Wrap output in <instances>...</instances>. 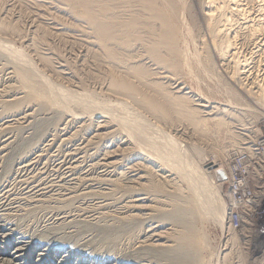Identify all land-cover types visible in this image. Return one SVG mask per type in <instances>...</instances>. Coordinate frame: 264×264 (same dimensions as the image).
<instances>
[{
    "label": "rangeland",
    "instance_id": "obj_1",
    "mask_svg": "<svg viewBox=\"0 0 264 264\" xmlns=\"http://www.w3.org/2000/svg\"><path fill=\"white\" fill-rule=\"evenodd\" d=\"M41 1H43V0H41ZM47 1H49V3L54 2L55 4H57L58 1H60V0H57V1L55 0L57 3L54 0H47ZM47 1L45 0V2H47ZM122 1L123 2L125 1V2L122 3ZM135 1H136V5L138 7L135 4H133ZM135 1L134 0H132V1H130V0H121V1L115 0L114 2H116V3L113 2L115 5H113L112 3H109V5L112 4L113 6L117 7V8L112 7V5L109 7V9L112 7L110 9V11L112 10L111 12H114L115 16L118 15V12H121V13H119L118 17H115L117 19L118 26L124 25V24L126 25V23H130L131 21H133V23H135L137 25V27L134 28L135 29L134 33H135V31L140 32V36H138V35L136 36L140 43H138V41L135 37L136 40L134 39L132 41V43L128 42L130 44L127 45V43H125L126 45H124L125 47L127 46L128 48L130 46L131 47L130 49H133V50H131L132 51L131 55L134 52L133 55L131 56L132 59H131L130 53H129L130 50L127 47L126 48L124 46L122 47L124 52L126 53L125 54L126 59H127V56L129 55L128 59L132 60L130 62H129V60H126V65L131 63L128 66H130V65L135 66L137 64H140V62H143L146 64L141 63L140 66L145 65L144 66V68H145L150 64L148 66V69L149 70L151 69L150 71H151L153 76H151L152 79L151 78H149V79L153 80V81L157 80L159 85L165 84L164 86H162V87H164L163 89H165V91L168 90L167 92L170 93V91H171V93H172L173 90L171 89V86L168 85V83H166V81H164V80L161 81L162 79H160L161 75L159 73H163L166 77H168V79H172V82H176L179 85H181L182 87L184 86L183 92H188V96H190V99L193 96L194 99L198 98V99L204 101L209 106H215V107L223 108V109L226 108V110L231 112L232 116H233L231 120L228 119L229 121L232 122V125H230V126H231V131L233 132V134L235 133V135L242 136L241 133L246 134L247 132H250L254 141L256 140V138L261 133L263 134V132H264V98L260 102L256 96H253L249 92H243V91H241V89H239V83H242L239 80L240 76L238 74H233V73H235L234 72L235 69H233V67H230L233 65H231V63L229 65L228 62L226 61V59L232 58L236 54H237L236 57L241 56L242 58L246 59L247 64L245 66V71H247V73L245 76H247V77L249 76V77L247 78L244 76V78H246V80H243V83L244 82L247 83L249 85V87H252L255 91L258 88V85H262V84L264 85V29H263L264 28V22L262 21V20H264V19H262L263 15H264V0H237L238 4H239L238 5L239 13H238V10L236 13L233 11L232 5H231L229 0H217V1L216 0H152V1L149 0L148 3L152 2L153 5L148 4L146 2L148 0H145V1L144 0L143 1L142 0H140V1L135 0ZM141 1L143 3H141ZM61 2L63 3V5L61 4L62 7L59 5H57V6L62 8V9H65L64 11L67 13H69L71 11V13H69L71 17L69 16V14L68 15L66 14V15L54 16V14H50L46 11L43 12V14L41 12L37 14V11L35 10L36 7L35 6L33 7V5H31V3H30L31 6H28L29 2H27L26 0H22L20 3H19V0H17V1L16 0H3V1L0 0V3H1L0 4V15H1L0 16L1 17L0 18V27H1L0 30L4 29V31H5V32L0 31V36H1L0 37V49H1L0 51L3 52L2 54H0L1 55L0 56V65H1L0 66V100H1L0 101V103H1L0 104V170H1L0 171V187L3 185H9L11 188L13 187V189L15 187V191L16 190L19 191L17 178L18 177L19 178L25 177V176H28L31 174H29L30 172L27 174H26V172L21 173V174L19 172L17 173V170L19 168L18 164L20 163V160L26 158V156L29 157L31 154H34L36 151L38 153H40V155L42 156L41 157L42 159H40L41 161H39V164H37L33 168V170L31 171L32 172L31 176H35V177L39 176V178H46V180H44V182H48L49 180H54L58 176H61V174H60L61 171L57 170L58 167H61V165H59V163L64 162V163H62V165H65L69 161L68 159L70 158V154L79 153V156L81 154L83 156V162H81L79 164L80 169L77 168V170H79V171H75L76 172L75 176H76V184L77 185H75V187L73 188L74 190L72 189L73 191L71 190L69 192V194H67L66 192H63V190L61 192H58V196L60 197V199L64 203L59 199V197H57V199L59 201L57 199L56 200L59 203L56 202V200H51V202L46 201L44 203H39L40 205L35 203L37 206L35 204L33 206H36V207H33V206L30 207L29 206L28 210L26 209L27 208L26 207L25 211L23 210L24 212L21 211V213L19 212L18 214L12 216L10 219L12 221H9L10 223H8L9 227L6 226L7 228L5 227L4 230H2L3 232L2 231L0 232V237L2 238V240H4L5 242H7V241L9 242V240L11 239L10 237H16V238L21 237L22 238L24 236L23 237L24 240L30 241L31 248H30L29 253H31V251H33V249L36 250V249H40L42 246L48 247L46 245H49L51 247V249L52 248L54 250L57 249L56 252H62L63 251L62 253L71 254L73 252L81 251V252H84L85 255H87V256L90 255L89 257H91V258L95 257L96 259H107L108 258L111 260V258L114 256H116V257L120 256L117 254V252H120L122 250L124 251V250H126V248L128 249L131 246V243L133 244L134 241L137 239V237L135 238V236L138 235L137 233L140 230L139 226L136 223H131V221H130V223H131V226H130L129 220H126L127 222L125 220H121L122 223L119 222L120 217L118 216V214H119L118 209H120V207H121V202L123 201V199H126L128 196H130L131 193H133V191H130V189L127 190V188H126L128 186L125 185V176L123 175V174H125V171L118 170V172H120L121 174H122V172H124L122 174L123 176H121L120 173L114 174V175L111 174L110 176H107L108 177L107 179H111V180L114 179L113 183L115 184V182H117L118 186H117V184L113 185V183H112V187L111 186L106 187V189L104 186H102V189H91V188L89 189V187H87V185H88V181L89 182L91 180L96 181L97 179L99 180V178L104 179V177H105L104 175L102 176V173H103L101 171L102 169L99 170V167L96 165L98 160L101 158V154L104 152L105 147L108 146L109 144H112V143L115 144L116 142L118 143L120 141H125L124 139H126L127 142H129V143L131 142L130 143L131 145L128 147L124 146L126 148L124 150H121V151H125V150H127V151L126 152L120 151L119 154H121V155H120V157L118 156V158H117V159H119L120 162H122L124 167L127 166V164H129L130 160H133V158L135 157V155L137 153H140V154L143 153V155L144 154L147 155V156L144 155L146 157L151 156L152 158H150V159H152L153 161L155 159V163L157 162L156 166L158 164L161 165V166H158V168L160 167V168L171 171V173L174 176V180L172 183H174V181L177 180L174 183L176 185H174V184L170 185V184H172L171 182L167 183L168 186L166 185L165 189L160 190L158 192H154L151 190L146 191L147 196L150 198L153 196L152 197L153 199L151 198V200H155V202L153 201L154 202L153 206L155 207V205L158 204L156 206L157 208H154L152 206V208L154 209V212L152 213L153 217H155L154 220H158L160 217V219L165 218L164 220L166 221V219H168L166 216H168V214L170 216V214L172 212H174L173 209H175L174 207H176L175 203L177 200H179L180 202L185 200V204H184V201L182 204L180 203V206L183 205V206H181V207H183V209L185 207H187V209H189L190 206L191 207L193 206L191 208L192 210H190V209L187 210L188 212L186 211V208L184 210L186 211V213L190 214V215H188V214L186 215L187 219H185V220H187L189 222V227L193 233L192 235L195 236V238L198 241L197 244H199V245H197L199 251H198V258H197L196 264H264V196L261 199L260 207L258 209V216L255 219L254 223L253 224H246L243 226V228H241L238 231L230 230L228 232L224 229V225H222V224L220 225V222H219L220 210L222 209L221 207H223L221 203H223L224 206H227V204H226L227 203L226 202L227 201V187H226V185L222 184L220 188H216V181L214 179L213 172H211L208 169L209 164H212V163L216 164L217 166L223 165L224 163H226L228 161V156L230 158V156L233 152L246 149L247 147H249V145L240 144L239 145V147H241L240 150H237L236 148H231V149H229V151L226 152V155L225 154L223 155V154H221L220 151L222 150V147L224 145H226V147L228 146V139L226 137L223 138V136H221L222 133H221V135H218L217 133H215V130L212 128H210L211 131L210 130L206 131L207 133L202 134V135H200L199 132L195 133V131H197V130H195L189 123L187 124V122L178 119L177 115L175 116L174 109L171 108V106L168 105L167 103H165L163 100L158 99L159 101H157V103L159 102V104H160V102H161L160 105L162 106V108H166V110L164 109V112L161 114H160V110L157 111L158 113L152 112V111H151L152 112L151 113V112H148L150 110L142 109V108L140 109L139 107H136L132 102L128 101L127 99L123 98L122 96L118 95L117 93H116L117 94L116 95L114 91L112 93V89L109 87L112 86V83L114 80H116V78H119V74H120V76H122L124 74L123 69H119V67L124 68L125 65H123V64L120 65V64H117L113 61L112 62L114 64L110 63V65H109V62H111V60H109L106 56L101 57V55H99L101 53H102V55H105V53H104V50L101 46V43L100 44L98 43V42H100L98 37L96 36L98 41L95 38V35H96L95 31H92L93 29L90 27V25L87 22H85L86 20L83 18L80 11H76L74 9L76 11V12L74 11L75 12V17H74V13H73V6L74 5L73 4L77 5L76 0H62V1H60V3ZM67 2H68V4H67ZM130 2L131 3L133 2V3L130 4ZM144 2H146L148 5ZM139 3H141V5L143 7ZM127 4L129 6L128 9H127ZM222 5H225V6H222ZM230 5H231V7H230ZM121 6H124V8ZM132 6H133V8H132ZM134 6L137 9H135ZM149 6H151L152 8H150V10H147V9H149ZM20 8H21V10H20ZM130 8L133 9L132 10L133 12L131 10H129ZM209 8L214 10L213 11L214 17H212V18L209 16L207 17V15L205 14V12H207ZM218 8H219V11H218ZM67 9H68V11H67ZM118 9H120V10L118 11ZM123 9H125V10L122 11ZM152 9H154V12L152 11ZM128 10H129V13L131 14V12H132L134 16L131 17L132 14L128 15ZM135 10H136V12H138L137 10H139V13H137V15H136ZM141 10L142 11L145 10L146 14H144L145 12L143 13ZM125 11H126V15H125ZM140 12H142V13H140ZM148 12H149V16L147 14ZM152 12H153V14L155 13V15H153ZM243 13H244V15H243ZM39 14L41 17L39 16ZM120 14H121V16H120ZM150 14H152V16ZM127 15L131 18L136 17V16L138 18L139 16H142V17L138 18V19H140V22L141 21L142 22L140 24L139 23L137 24V21H139L138 19L134 18L135 20L134 19L132 20L131 18H128ZM36 16H38V17H36ZM62 16H64V17H62ZM67 16H68V18H67ZM80 16H81V18H80ZM49 17H50V19H48ZM56 17L57 18L59 17L58 20L54 19ZM60 17H62V18H60ZM228 17H230V19ZM38 18H41L42 20H40ZM121 18H123V19L126 18V19L123 20ZM145 18H148V19L146 20ZM153 18H155V19H153ZM215 18H216L217 22H216ZM211 19H212V21H211ZM223 19H225V20H223ZM54 20H55V22H57V24H61V25H58L60 28L65 29V30H67L69 28L68 30H70V31L72 30L71 31V32H73L72 34H75V36H77L78 38L80 37L79 39H81V38L85 39L86 38L85 41L91 43V45L89 47H85L83 43H81L79 41L77 42L75 40L71 41V39L67 40V41H66V39L60 41L61 39L59 40L58 37L56 38V36H54L52 34V32L48 28H46L47 26H45L46 25L45 23H48V24L50 22L53 23ZM120 20H121V22H119ZM227 20L230 22H227ZM58 21L60 23H58ZM122 21L123 22L125 21L126 23H122ZM150 22L153 24L151 25ZM143 23L146 25H143ZM148 23L151 26L147 25ZM153 25H155V26L157 25V26L155 27ZM216 25L218 27H219V25H221V26L225 25L227 32H229V33H227L228 37H229L228 39L230 40L229 42L231 43L229 50H226L224 48V46H225L224 44L222 45L221 49L218 48V44H219L218 41H220L222 39L220 41V43H222V41H224L223 39H225L226 37L224 38L223 35H220L221 37L217 36L214 38L211 35V33L209 32V30H210L209 26L211 28L214 26L213 28H215ZM62 26H64V27H62ZM77 26H79V27L81 26V28H79ZM143 26L145 28H142ZM148 26H149V28H148ZM218 27H216V28H218ZM257 27L259 29L261 28L260 33H258V34L253 32V29H256ZM34 28H35V30H34ZM150 28H152V31ZM166 28H168L169 30H167V31L164 30ZM5 29L6 30L8 29V30L6 31ZM12 29H13V31H12ZM141 29H143V30L146 29L147 32H149V31L150 32L147 35L146 30L143 32ZM44 30H46V31H44ZM160 32L161 33L167 32V33H165L168 35V37L166 35V38L168 41L169 40L170 41L166 43L167 47L166 48L164 47L165 49L163 48L164 45L162 44L163 43L162 41H160V43L162 45L161 44H157V46L153 45L154 46V49H153L152 48L153 46H151L152 44L149 42H152L154 38L157 39V37H158L157 35ZM49 33H51L52 35ZM77 33H79V34H77ZM155 33H157V35H155ZM136 34L137 33H135V35ZM153 34L156 37L151 38L153 36ZM208 34H209V36H208ZM251 34L254 36H252ZM144 35L145 36L147 35V37L148 36L149 37L147 38ZM150 35H152V36H150ZM77 37H76V39H77ZM140 37L143 39H146V38L147 39L145 41L142 39L143 40V42H142V40L139 39ZM3 38L6 40H4ZM32 38H34V39H32ZM148 39L149 40L152 39V40H150L148 42ZM214 40H217V42H214ZM6 41H8V42H6ZM134 42H136L137 44ZM144 42L146 44H144ZM147 43H149V44H147ZM215 43H218V44L215 45ZM32 45H33V47L35 46L34 52L32 50L33 49ZM159 45H161V46H159ZM8 46H9V48H8ZM144 46H149V47L145 48ZM220 46H221V44H220ZM2 47L7 52L4 51L2 49ZM119 47L120 46H117L116 49L118 48V49L122 50V48L121 47L119 48ZM155 47H156V49H155ZM144 48H145V50H144ZM149 48L156 50L159 53V55L162 56L163 58H168L166 56L170 55L172 57V58L170 57V59H172L174 61V63L176 64V66H175L176 70L171 69L166 64L164 65V63H162V62H159V60L155 59L153 56H152L153 57L152 58L151 57V50L152 49L148 50ZM169 48L171 50H169ZM61 49L62 50L64 49V50L62 51ZM98 49H100L101 52ZM217 49H219V50H217ZM35 50H37L39 52H37ZM86 50H87V52H86ZM146 50H148V52ZM221 50H223V51H221ZM45 51H47V52H45ZM65 51H67V52H65ZM226 51L227 52L230 51V52H228V54H227ZM41 52L43 53L42 54L43 56L41 55ZM149 52H150V54H149ZM232 52L234 55L232 54ZM140 53L143 54L142 57H141ZM167 53H168V55H167ZM38 54L40 56H42V58L46 55L44 57V60L46 59L48 65L49 66L51 65L54 69L56 68L59 70L60 69L59 66L61 65V68H63L64 72L67 74L66 76L69 79L67 78L68 80L67 79L65 80L63 77L61 78L60 76L58 77L57 75H56L57 76L56 77L55 74L53 75V73L49 72L45 68L40 67L41 64H40L39 60L37 59ZM226 54L228 56H226ZM58 56H59V58H58ZM84 56H85V59H84ZM92 56H93V58H92ZM139 56L141 57V59ZM149 56L151 59L149 58ZM103 57H104V59H103ZM146 57H148V58H146ZM154 59L156 61H154ZM48 60H49V62H48ZM135 60H137V61H135ZM41 61H43V60H41ZM46 61H44V62H46ZM64 61H65V64H64ZM94 62H96V63H94ZM100 63H102V64H100ZM133 63H135V64H133ZM22 64H25V65H22ZM73 64H74V66H73ZM151 64H153L155 66H153ZM27 65H28V68L25 67ZM101 65H102V67H101ZM151 66L154 68H150ZM35 67H36V69H35ZM116 67H118V68H116ZM226 67H228V68H226ZM112 68H115V69L113 70ZM145 69H147V68H145ZM120 70H122V72ZM232 70H233V72H232ZM114 73H116V74H114ZM226 73H228V74H226ZM229 73H231V74H229ZM40 74H42V75H40ZM48 75H49V77H48ZM158 75H160V76H158ZM39 76H42L43 78L39 77ZM233 76H236V77L233 78ZM26 78H28V79H26ZM256 78H257V80H256ZM87 79H88V81H87ZM90 79H91V81H90ZM255 81L257 83H259L256 86H254L255 84L254 85L252 84V82H255ZM26 82L28 83V85L26 84ZM25 84H26V86H25ZM32 84H34V85H32ZM35 85H36V87H35ZM166 85H167V87H165ZM28 86H30V87L27 88ZM10 88H12V89H10ZM68 89H69V91H68ZM20 91H22V92H20ZM41 91H43V92L41 93ZM38 93H39V95H37ZM197 94H198V96H197ZM248 94H249V96H248ZM42 95L43 96L46 95L48 97H46V96L43 97ZM172 95L177 96L178 94L177 95L172 94ZM179 95H181V93ZM252 97H255L256 99L252 98ZM92 98H94V99H92ZM162 101H163V104H162ZM11 103H13V104H11ZM15 104H17V105H15ZM229 104H231V105H229ZM119 105H121V106H119ZM164 105L170 106V107H166ZM77 106L79 109L77 108ZM98 106H99V108H98ZM97 108H98L97 113H99V115L96 113ZM115 108H116V110H115ZM168 108H170V109L168 110ZM71 109H74V110H71ZM99 109H101V110L99 111ZM91 110L94 113H92ZM134 110H136V111H134ZM86 111H88V112H86ZM106 111H107V115H105ZM126 111H127V113H126ZM140 111H141V113H139ZM102 112H105V114L103 113L105 116L102 115ZM23 113H25V117H24ZM146 113H147V115H146ZM111 114L114 117L110 116V118H109V115H111ZM140 114L141 115L143 114V115L141 116ZM162 114H163V116H162ZM70 116L75 117V118L71 119ZM99 116L100 117L104 116L108 121H110L111 122L110 124L113 125V127H112L113 129L112 128L111 129L115 130V131H112L111 129H109V131L111 130L110 131L111 133L108 134V136H106L104 138L103 137L97 138L93 142L88 144L87 139L90 137L89 133L92 132V129L95 125L93 121H95V119H97ZM153 117H154V119H153ZM174 117H176V118H174ZM80 118L82 121H80ZM114 118L115 119L117 118V121ZM118 118H119V121L121 120L119 122L120 124L117 123ZM111 119H114L116 122L111 120ZM142 120H144V121H142ZM126 122H127V124H126ZM149 122H151V123H149ZM183 122H184V124H183ZM115 123H117L119 125H117ZM153 125L154 126L156 125V126L154 127ZM7 126H9V127H7ZM157 126H159V127H157ZM77 127H79V128H77ZM177 127H178V129H177ZM190 127H191V129H190ZM90 128H91V131H90ZM131 128H133V129H131ZM144 129H145V131H144ZM86 130H87V132H86ZM80 132H81V134H80ZM142 134H144V135H142ZM136 136L141 141L140 140L138 141V138ZM169 137H170V139H169ZM63 138L64 139L66 138V139L64 140ZM97 142H98V144H97ZM86 146L89 149H87ZM124 147H122V148H124ZM242 147H244V148H242ZM76 148L77 149L80 148V151L77 150ZM94 148H96V149H94ZM1 149L3 151H1ZM75 149H76V151H75ZM73 151H75V152H73ZM28 154H29V156H28ZM66 154H68V155H66ZM125 162L127 164H125ZM122 164H120V165L122 166ZM205 170L207 173L205 172ZM38 171L41 173V175H38V174L36 175V173ZM208 171H210V172H208ZM183 172H184V174H183ZM174 173H175V175H174ZM152 175H153L152 176L153 181L156 180V182H162V181H160L159 178H157V176L155 174H153V172H152ZM154 175H155V177H154ZM189 176L192 177V180L194 178L195 179L198 178L197 180H195V179L194 180L197 181L196 183H198V187L201 188L200 190H203L202 191L203 194L198 192L199 193V195L197 196L198 199L196 196H194L196 194L195 190H198V189H196L195 187H193L191 185L192 186V191H191L190 182L192 180L190 179ZM211 176L213 177V178H211L212 180H210ZM84 177H85V179H84ZM117 177H118V179H116ZM187 177L189 178V180ZM201 177H203L204 181L202 180ZM79 178H83V180H81V179L79 180ZM86 178L88 180L85 182ZM119 178L121 179L120 181H119ZM123 178H124V180H123ZM89 179H91V180H89ZM15 181L17 184L15 183ZM200 183H201V185H200ZM191 184H192V182H191ZM83 185H84V187H83ZM60 186L63 187V189L68 188L66 186H62V185H60ZM113 186L116 188L118 187L120 194L117 192L118 190L115 192L112 191V190L116 189ZM108 188L110 190L111 189L112 190L109 192ZM96 190H97V192H96ZM90 191H92L93 194ZM149 191H151V192H149ZM161 191H162V193H161ZM100 192H102L101 193L102 195L97 194ZM112 192H114L116 196L112 195V194H114ZM128 192L130 194H128ZM220 192H221V197H220ZM87 193L89 196L87 195ZM105 193H107V194L105 195ZM123 193L126 195V196H124L125 198L122 196ZM148 193H149V195H148ZM61 194H64V195L62 196ZM83 194H86V195H83ZM103 194H104V196H103ZM192 194H194V195H192ZM201 194H202V197H201ZM69 195H71V196H69ZM117 195H119V197L121 195V197H123V198H121V197L119 198ZM203 195H207V196H203ZM106 196H109V197H106ZM66 197H67V199H66ZM71 197H74V198L72 199ZM101 197L104 198V200H102ZM193 198H195V199H193ZM68 199L71 201H69ZM118 199H120V200L122 199V200L118 201ZM162 200H165V201H162ZM193 200H195L196 202L199 201L201 204L198 205L197 204L198 202L196 203ZM221 201H223V202H221ZM73 202H75V203H73ZM102 202L104 205L102 204ZM160 202H162V203L160 204ZM190 202L192 203V205ZM193 202L195 204H193ZM48 203H50V204H48ZM114 203H115V205H114ZM42 204H44V206ZM202 204H203V206H202ZM69 205H70V207H69ZM195 205H197L199 207L202 206V207H200L201 208L200 209L199 207H197ZM96 206H98V208ZM103 206H105V207H103ZM158 207H159V211L155 210V209H158ZM168 207H170V208H168ZM225 210H227V209H225ZM114 211L116 213H114ZM161 211H162V213H161ZM62 212H65V213L70 212L71 214L70 213L69 214L71 216L73 214L72 217H73L74 221L70 222V224L67 223L68 226H67V224L62 225L60 223L57 224L54 221H52V222L50 221V218L52 215L62 213ZM86 212L88 213V215ZM76 213H77V215H76ZM83 213H85V214H83ZM154 213H156V215ZM224 213H226V212H224ZM173 214L174 213H172L171 215H173ZM84 216L85 217L89 216V217L85 219ZM98 216L100 219L98 218ZM218 216H219V218H217ZM225 217H226L225 221H228L227 216H225ZM75 219H76V221H75ZM77 219L79 221H77ZM81 219L83 222L81 221ZM172 221L174 223L170 221L169 223H171V225L169 226V228L170 229L172 228V230L176 229L177 231H179L177 229L178 228V226H177L178 222L175 220H172ZM228 225H229V222H228ZM49 228H51V229H49ZM136 228H137V230H136ZM174 230H173V232H174ZM173 232L171 231L170 233L173 234ZM10 233H12V234H10ZM21 234L22 235L24 234V235L22 236ZM13 235H16V236H13ZM172 238H173V236H172ZM12 256L15 259H17L16 254H12ZM130 259L133 260L132 258H129L126 260L129 261ZM19 263L23 264L24 261H21Z\"/></svg>",
    "mask_w": 264,
    "mask_h": 264
},
{
    "label": "bare ground",
    "instance_id": "obj_2",
    "mask_svg": "<svg viewBox=\"0 0 264 264\" xmlns=\"http://www.w3.org/2000/svg\"><path fill=\"white\" fill-rule=\"evenodd\" d=\"M3 1V0H2ZM17 1V0H16ZM22 1V0H21ZM20 0H19V3L21 2ZM27 2H29V4H28V6H31V5H33V7L35 6L36 8H35V10L37 11V14L38 13H42L43 14V12H48V13H50V14H54V16H60V15H68L69 13H71V11L69 12V13H67V12H65L64 10L65 9H62V8H60V7H58L57 5H59V6H61V4L63 5V3L61 2L60 3V1H62V0H60V1H58V3L57 4H55L54 2V4L53 3H49V1H47V2H45V0H43V1H41V0H26ZM115 0H76V2H77V5L76 4H73L74 6H73V13H74V17H75V12L76 11H80V13L82 14V16H83V18L86 20L85 22H87L89 25H90V27L93 29L92 31H95V33H96V35H95V38H96V36L98 37V39H99V41L100 42H98L99 44L101 43V46H102V48H103V50H104V53H105V55H102V53L101 54H99V55H101V57L102 56H106L109 60H111V62H109V65H110V63L112 64L113 62H115V63H117V64H120V65H125V67L124 68H120L119 67V69H123V75L122 76H120V74H119V78H116V80H112L113 81V83H112V86H110L109 88H111L112 89V93H113V91L115 92V94L117 93L118 95H120V96H122L123 98H125V99H127L128 101H130V102H132L136 107H139L140 109L142 108V109H147V110H150V111H148V112H157L158 110H160V114L161 113H163L164 112V109L166 110V108H162V106L160 105L161 104V102H160V104H159V102L157 103V101H159L158 99H160V100H163L165 103H167L168 105H170L171 106V108H173L174 109V112H175V116L177 115V117H178V119H180V120H182V121H185V122H187V124L189 123L195 130H197V131H195L194 129V131H195V133H200V135H202V134H205V133H207L206 131H209L210 130V128H212V129H214L215 130V133H217L218 135H221V133H222V135L221 136H223V138L224 137H226L227 139H228V146L226 147V145H224L223 147H222V150L220 151L221 152V154H225L226 155V152L227 151H229V149H231V148H236L237 150H240L241 149V147H239V145L240 144H246V145H249V147H251L252 145H253V143H254V139H253V137H252V135L250 134V132H247L246 134H242L241 133V135L242 136H238V135H235V133L233 134V132L231 131V126L230 125H232V122L231 121H229V120H231L232 119V113L231 112H229L228 110H226V108L225 109H223V108H218V107H215V106H209V105H207L204 101H202V100H200V99H198V98H196V99H194L193 98V96H192V98L190 99V96H188V92H183V90H184V86L182 87L181 85H179L178 83H176V82H172V79H168V77H166L163 73H159L160 75H161V77H160V79H162L161 81H166V83H168V85H170L171 86V89L173 90L172 91V93H171V91H170V93L169 92H167V91H165V89H163L164 87H162V86H164V85H159V83H158V81L156 82V81H153V80H150L149 78H151V76H153L152 75V73H151V69L149 70L148 69V66L150 65H146L147 67H145V68H147V69H145L144 68V66H140L141 65V63H143V62H140V64H137V65H135V66H128L129 64H131V63H127L128 65H126V60H129V62L130 61H132V60H130V59H128L129 57V55L127 56V59H126V53L124 52V50H123V46L124 45H126L125 43H127V45L128 44H130V43H128V42H131L132 43V41L135 39V37L138 35V36H140V32L138 33V32H136L135 31V33H137L136 35H135V33H134V28H136L137 27V25L135 24V23H133V21H131L130 23H126L125 21L123 22L122 21V23H126V25L124 24V25H120V26H118V24H117V19L115 18V17H118V15H119V13H121V12H118V15L117 16H115V13L114 12H111L110 11V9L112 8V7H115V6H113V5H115L114 3H116V2H114ZM121 1V0H120ZM130 1H132V0H130ZM135 1V0H134ZM140 1V0H139ZM138 1V2H139ZM143 1V0H142ZM141 1V3H143ZM145 1V0H144ZM152 1V0H151ZM217 1V0H216ZM230 1V3H231V5H232V9H233V11L236 13L237 12V10H238V1L237 0H229ZM25 2V1H24ZM23 2V3H24ZM114 2V3H113ZM118 2V1H117ZM125 2V1H124ZM123 1H122V3H124ZM137 2V3H138ZM147 3L149 2V0L148 1H146ZM146 2H144V3H146ZM210 2V1H209ZM221 2V1H220ZM18 3V2H17ZM30 3H31V5H30ZM109 3H112L111 5H112V7L109 9V7L111 6V5H109ZM128 3V2H127ZM133 3V2H132ZM131 2H130V4H132ZM141 3H139L140 5H141ZM146 3V4H147ZM1 4V3H0ZM22 4V3H21ZM67 4H68V2H67ZM66 4V5H67ZM119 4V3H118ZM117 4V5H118ZM129 4V5H130ZM133 4H135L136 5V1L133 3ZM148 4H152V2L151 3H148ZM147 4V5H148ZM213 4V3H212ZM5 5V4H4ZM19 5V4H18ZM27 5V4H26ZM37 5V6H36ZM65 5V4H64ZM70 5V4H69ZM116 5V6H117ZM121 5V4H120ZM153 5V4H152ZM231 5H230V7H231ZM2 6V5H1ZM72 6V5H71ZM70 6V7H71ZM137 6V5H136ZM142 6V5H141ZM146 6V5H145ZM222 6H225V5H222ZM14 7V6H13ZM62 7V6H61ZM65 7V6H64ZM121 7H123L124 8V6H121ZM138 7V6H137ZM143 7V6H142ZM141 7V8H142ZM30 8V7H29ZM115 8H117V7H115ZM126 8V7H125ZM129 8V6H128V4H127V9ZM132 8H133V6H132ZM134 8H135V6H134ZM150 8H152L151 6H149V9H147V10H150ZM71 9V8H70ZM69 9V10H70ZM76 11H75V10ZM135 9H137V8H135ZM143 9V8H142ZM226 9V8H225ZM20 10H21V8H20ZM115 10V9H114ZM120 9H118V11H119ZM125 9H123L122 11H124ZM129 10H133V9H129ZM129 10H128V15H131V17L132 16H134L133 15V11L131 12V14L129 13ZM230 10V9H229ZM33 11V10H32ZM67 11H68V9H67ZM75 11V12H74ZM138 12H136V10H135V12H136V15H137V13H139V10H137ZM142 11V10H141ZM152 11L154 12V9H152ZM213 11L214 10H212V9H208V11L207 12H205V14L207 15V17L209 16V17H214V13H213ZM218 11H219V8H218ZM222 11V10H221ZM232 11V10H231ZM116 12V11H115ZM143 13L145 12V10L144 11H142ZM142 12H140V13H142ZM153 12H152V14H153ZM262 12V11H261ZM3 13V12H2ZM9 13V12H8ZM72 13V14H73ZM117 13V12H116ZM238 13H239V10H238ZM28 14V13H27ZM71 14V15H72ZM124 14V13H123ZM144 14H146V12L144 13ZM143 14V15H144ZM148 14V16H149V12L147 13ZM152 14H150L151 16H152ZM216 14V13H215ZM219 14V13H218ZM260 14V13H259ZM22 15V14H21ZM49 15V14H48ZM77 15V14H76ZM125 15H126V11H125ZM127 15V16H128ZM153 15H155V13L153 14ZM226 15V14H225ZM242 15V14H241ZM243 15H244V13H243ZM1 16V15H0ZM11 16V15H10ZM30 16V15H29ZM39 16H40V14H39ZM69 16H70V14H69ZM73 16V15H72ZM120 16H121V14H120ZM119 16V17H120ZM145 16V15H144ZM147 16V15H146ZM4 17V16H3ZM21 17V16H20ZM35 17V16H34ZM36 17H38V16H36ZM41 17V16H40ZM62 17H64V16H62ZM62 17H60V18H62ZM66 17V16H65ZM71 17V16H70ZM69 17V18H70ZM131 17H129L128 16V18H131ZM140 17H142V16H139L138 18H140ZM154 17V16H153ZM156 17V16H155ZM223 17V16H222ZM1 18V17H0ZM13 18V17H12ZM59 18V17H58ZM58 18L56 17V18H54L55 20L57 19L58 20ZM67 18H68V16H67ZM80 18H81V16H80ZM79 18V19H80ZM127 18V19H128ZM134 18H136V19H138L137 18V16L136 17H133V18H131L132 20L134 19ZM144 18V17H143ZM149 18V17H148ZM148 18H145L146 20L148 19ZM226 18V17H225ZM229 19H230V17H228ZM38 19H40V20H42L41 18H38ZM48 19H50V17L48 18ZM71 19V18H70ZM121 19H123V18H121ZM126 19V18H125ZM125 19H123V20H125ZM130 19V20H131ZM142 19V18H141ZM153 19H155V18H153ZM161 19V18H160ZM252 19V18H251ZM262 19H264V15H263V17H262ZM53 20V19H52ZM55 20H54V22L53 23H45L46 25L45 26H47L46 28H48L51 32H52V34L54 35V36H56V38L58 37L59 38V40L60 41H62V40H64V39H66V41L67 40H70L71 39V41L72 40H75V41H79V42H81V43H83L84 44V46L85 47H89L90 45H91V43H89V42H87V41H85V39H79L77 36H75V34H72L73 32H71L70 30H65V29H62V28H60L58 25H61V24H57V22H55ZM119 20V19H118ZM135 20V19H134ZM139 21H137V24L139 23H141L140 22V19H138ZM144 20V19H143ZM214 20V19H213ZM215 20H216V18H215ZM221 20V19H220ZM223 20H225V19H223ZM4 21V20H3ZM11 21V20H10ZM9 21V22H10ZM33 21V20H32ZM47 21V20H46ZM127 21V20H126ZM164 21V20H163ZM211 21H212V19H211ZM263 22H264V20H262ZM8 22V21H7ZM48 22V21H47ZM119 22H121V20L119 21ZM118 22V23H119ZM145 22V21H144ZM148 22V21H147ZM216 22H217V20H216ZM220 22V21H219ZM227 22H230V21H228L227 20ZM43 23V22H42ZM58 23H60L59 21H58ZM62 23V22H61ZM64 23V22H63ZM221 23V22H220ZM219 23V24H220ZM25 24V23H24ZM34 24V23H33ZM32 24V25H33ZM120 24V23H119ZM128 24V25H127ZM150 24L152 25L153 23H151L150 22ZM149 23L147 24V25H149V26H151ZM162 24V23H161ZM244 24V23H243ZM2 25V24H1ZM6 25V24H5ZM68 25V24H67ZM143 25H146V24H144L143 23ZM260 25V24H259ZM262 25V24H261ZM38 26V25H37ZM142 26V25H141ZM149 26H148V28H149ZM153 26H155V25H153ZM157 26V25H156ZM155 26V27H156ZM19 27V26H18ZM44 27V26H43ZM62 27H64V26H62ZM77 27H79V26H77ZM154 27V28H155ZM214 27V26H213ZM211 28L210 26H209V28H210V30H209V32L211 33V35L215 38V37H217V36H220V35H223V37L225 38V39H223L224 41H222V43H220V41L222 40H220V41H218V43H215V45H217L218 44V48H220L221 49V47H222V45L224 44L225 46H224V48L226 49V50H229V48H230V46H231V43L229 42L230 40L228 39L229 37H228V34L227 33H229V32H227V29L225 28V25H219V27L216 25V27H218V28ZM246 27V26H245ZM260 27V26H259ZM1 28V27H0ZM17 28V27H16ZM45 28V29H46ZM79 28H81V26L79 27ZM85 28V27H84ZM83 28V29H84ZM89 28V27H88ZM142 28H145L144 26L142 27ZM153 28V27H152ZM152 28H150L151 29V31H152ZM164 28V27H163ZM258 28V27H257ZM253 29V32L254 33H260V30H261V28L259 29ZM38 29V28H37ZM78 29V28H77ZM139 29V28H138ZM147 29V28H146ZM145 29V30H146ZM230 29V28H229ZM264 29V28H263ZM6 30V29H5ZM8 30V29H7ZM6 30V31H7ZM34 30H35V28H34ZM75 30V29H74ZM87 30V29H86ZM143 32L145 31V30H143V29H141ZM154 30V29H153ZM164 30H169L168 28H166V29H164ZM252 30V29H251ZM1 32H5L4 31V29L3 30H0ZM12 31H13V29H12ZM28 31V30H27ZM44 31H46V30H44ZM156 31V30H155ZM173 31V30H172ZM9 32V31H8ZM36 32V31H35ZM42 32V31H41ZM82 32V31H81ZM146 32H147V30H146ZM150 32V31H149ZM149 32H147L146 34L148 35L149 34ZM169 32V31H168ZM251 32V31H250ZM262 32V31H261ZM10 33V32H9ZM16 33V32H15ZM46 33V32H45ZM142 33V32H141ZM161 33V32H160ZM159 33V34H160ZM165 33H167V32H163V33H161L160 35L158 34L157 35V33H155V35H157L158 37H157V39H155L154 37H156V36H154V34H153V36L152 35H150V36H152L151 38H154L153 39V41L152 42H149L150 40H152V39H148V42L149 43H151L150 45L151 46H153V45H156L157 46V44H161L160 43V41H162L163 43V48L165 47H167V45H166V43L167 42H169L168 40H167V38H166V35L167 34H165ZM13 34V33H12ZM20 34V33H19ZM31 34V33H30ZM49 34H51V33H49ZM51 34V35H52ZM77 34H79V33H77ZM151 34V33H150ZM18 35V34H17ZM94 35V34H93ZM142 35V34H141ZM147 35L145 36V37H147ZM252 35V34H251ZM40 36V35H39ZM50 36V35H49ZM48 36V37H49ZM74 36V37H73ZM208 36H209V34H208ZM252 36H254V35H252ZM256 36V35H255ZM1 37V36H0ZM38 37V36H37ZM46 37V36H45ZM76 37H77V39H76ZM83 37V36H82ZM87 37V36H86ZM143 37V36H142ZM149 37V36H148ZM147 37V38H148ZM167 37H168V35H167ZM170 37V36H169ZM221 37V36H220ZM235 37V36H234ZM36 38V37H35ZM42 38V37H41ZM91 38V37H90ZM146 38V39H147ZM250 38V37H249ZM253 38V37H252ZM4 39V38H3ZM32 39H34V38H32ZM39 39V38H38ZM136 39H137V41H138V38L136 37ZM135 39V40H136ZM139 39H143V38H139ZM146 39H143L144 41L146 40ZM206 39V38H205ZM233 39V38H232ZM4 40H6V39H4ZM23 40V39H22ZM55 40V39H54ZM94 40V39H93ZM96 40H97V38H96ZM143 40H142V42H143ZM28 41V40H27ZM32 41V40H31ZM90 41V40H89ZM95 41V40H94ZM98 41V40H97ZM6 42H8V41H6ZM5 42V43H6ZM69 42V41H68ZM147 42V41H146ZM214 42H217V40H214ZM3 43V42H2ZM51 43V42H50ZM74 43V42H73ZM72 43V44H73ZM80 43V44H81ZM113 43V44H112ZM134 43H136V42H134ZM138 43H140L139 41H138ZM149 43H147V44H149ZM28 44V43H27ZM54 44V43H53ZM63 44V43H62ZM71 44V43H70ZM78 44V43H77ZM112 44V45H111ZM137 44V43H136ZM144 44H146L145 42H144ZM161 44V45H162ZM171 44V43H170ZM220 44H221V46H220ZM75 45V44H74ZM93 45V44H92ZM133 45V44H132ZM135 45V44H134ZM142 45V44H141ZM161 45H159V46H161ZM214 45V44H213ZM42 46V45H41ZM40 46V47H41ZM53 46V45H52ZM77 46V45H76ZM82 46V45H81ZM99 46V45H98ZM112 46V47H111ZM117 46H120L121 48H122V50L121 49H116V47ZM143 46V45H142ZM150 46V47H151ZM170 46V45H169ZM220 46V47H219ZM55 47V46H54ZM119 47V48H120ZM125 47V46H124ZM127 47V46H126ZM125 47V48H126ZM134 47V46H133ZM145 48L147 47H149V46H144ZM5 48V47H4ZM8 48H9V46H8ZM33 48V49H32ZM32 50H33V52H34V49H35V46L33 47V45H32ZM42 48V47H41ZM91 48V47H90ZM93 48V47H92ZM128 48V47H127ZM131 47L129 46V53H130V57L133 55V53H132V55H131V50H133V49H130ZM138 48V47H137ZM145 48H144V50H145ZM153 49H154V46L152 47ZM152 48H149L148 50H150V49H152ZM164 48V49H165ZM217 48V47H216ZM2 49H3V47H2ZM46 49V48H45ZM51 49V48H50ZM59 49V48H58ZM57 49V50H58ZM151 50V57L153 56L155 59H158L159 60V62H162V63H164V65L166 64L168 67H170L171 69H174V70H176L175 68V66H176V64L174 63V61L172 60V59H170V55H168V53H167V55L168 56H166V57H168V58H163L162 56H160L159 55V53L156 51V50ZM155 49H156V47H155ZM158 49V48H157ZM1 50V49H0ZM4 51H6L5 49H3ZM39 50V49H38ZM62 50V49H61ZM64 50V49H63ZM62 50V51H63ZM73 50V49H72ZM81 50V49H80ZM89 50V49H88ZM97 50V49H96ZM100 52H101V50L100 49H98ZM140 50V49H139ZM142 50V49H141ZM148 50H146L147 52H148ZM169 50H171L170 48H169ZM217 50H219V49H217ZM216 50V51H217ZM231 50V49H230ZM35 51H37V50H35ZM68 51V50H67ZM67 51H65V52H67ZM82 51V50H81ZM95 51V50H94ZM136 51V50H135ZM160 51V50H159ZM168 51V50H167ZM221 51H223V50H221ZM225 51V50H224ZM7 52V51H6ZM5 52V53H6ZM37 52H39V51H37ZM36 52V53H37ZM45 52H47V51H45ZM61 52V51H60ZM64 52V53H65ZM86 52H87V50H86ZM97 52V51H96ZM99 52V53H100ZM127 52V51H126ZM145 52V51H144ZM173 52V51H172ZM220 52V51H219ZM227 52V51H226ZM225 52V53H226ZM228 52H230V51H228ZM228 52H227V54H228ZM3 52L2 51H0V54H2ZM139 53V52H138ZM146 53V52H145ZM166 53V52H165ZM170 53V52H169ZM8 54V53H7ZM13 54V53H12ZM16 54V53H15ZM34 54V53H33ZM43 53L41 52V55H42ZM71 54V53H70ZM93 54V53H92ZM141 54V53H140ZM149 54H150V52H149ZM174 54V53H173ZM172 54V55H173ZM226 54V56H228ZM231 54V53H230ZM232 54H233V52H232ZM24 55V54H23ZM36 55V54H35ZM39 55V54H38ZM37 55V59L39 60V62H40V64H41V66L40 67H43V68H45L46 70H48L49 72H51V73H53V75L55 74V76L57 75L58 77L60 76L61 78L63 77L65 80L68 78L66 75V73L64 72V70H63V68H61V65L59 66L60 67V69L58 70V69H54L51 65L49 66L48 65V63H47V61H46V59L44 60V57L46 56H44L43 58H42V56H38ZM87 55V54H86ZM95 55V54H94ZM93 55V56H94ZM136 55V54H135ZM134 55V56H135ZM139 55V54H138ZM142 55L143 54H141V57H142ZM145 55V54H144ZM234 55V54H233ZM237 55V54H236ZM236 55H234L232 58H228V59H226V61L228 62V64L230 65V63H231V65H233V66H230V67H233V69H235V73H233V74H238L239 76H240V78H239V80L242 82V83H239V89H241V91H243V92H249L250 94H252L253 96H256L257 97V99L261 102V100H263V98H264V85L262 84V85H258L259 83H257L256 81L255 82H252V84L254 85V86H256V85H258V88L256 89V91L252 88V87H249V85L247 84V83H243V80H246V78H244V76L246 75V73H247V71H245V66H246V59H244V58H242L241 56H239V57H236ZM1 56V55H0ZM10 56V55H9ZM33 56V55H32ZM65 56V55H64ZM93 56H92V58H93ZM208 56V55H207ZM225 56V55H224ZM104 57H103V59H104ZM138 57V56H137ZM140 57V56H139ZM141 57H140V59H141ZM152 57V58H153ZM174 57V56H173ZM3 58V57H2ZM6 58V57H5ZM8 58V57H7ZM50 58V57H49ZM54 58V57H53ZM58 58H59V56H58ZM89 58V57H88ZM146 58H148V57H146ZM145 58V59H146ZM149 58H150V56H149ZM172 58V57H171ZM242 58V59H241ZM32 59V58H31ZM66 59V58H65ZM75 59V58H74ZM84 59H85V56H84ZM131 59H132V57H131ZM139 59V58H138ZM144 59V60H145ZM151 59V58H150ZM154 59V61H156ZM3 60V59H2ZM41 60H43V61H41ZM51 60V59H50ZM97 60V59H96ZM223 60V59H222ZM225 60V59H224ZM44 61H46V62H44ZM73 61V60H72ZM81 61V60H80ZM84 61V60H83ZM98 61V60H97ZM100 61V60H99ZM103 61V60H102ZM113 61V62H112ZM134 61V60H133ZM135 61H137V60H135ZM153 61V60H152ZM48 62H49V60H48ZM85 62V61H84ZM105 62V61H104ZM128 62V61H127ZM147 62V61H146ZM2 63V62H1ZM20 63V62H19ZM26 63V62H25ZM32 63V62H31ZM54 63V62H53ZM62 63V62H61ZM75 63V62H74ZM93 63V62H92ZM94 63H96V62H94ZM98 63V62H97ZM138 63V62H137ZM149 63V62H148ZM155 63V62H154ZM226 63V62H225ZM21 64V63H20ZM30 64V63H29ZM59 64V63H58ZM64 64H65V61H64ZM63 64V65H64ZM100 64H102V63H100ZM114 64V63H113ZM116 64V65H117ZM133 64H135V63H133ZM143 64H146V63H143ZM22 65H25V64H22ZM31 65V64H30ZM69 65V64H68ZM89 65V64H88ZM151 65H153V64H151ZM224 65V64H223ZM1 66V65H0ZM65 66V65H64ZM73 66H74V64H73ZM78 66V65H77ZM86 66V65H85ZM96 66V65H95ZM112 66V65H111ZM118 66V65H117ZM153 66H155V65H153ZM211 66V65H210ZM17 67V66H16ZM23 67V66H22ZM26 68H28V65L27 66H25ZM56 67V66H55ZM88 67V66H87ZM99 67V66H98ZM101 67H102V65H101ZM109 67V66H108ZM115 67V66H114ZM123 67V66H122ZM165 67V66H164ZM31 68V67H30ZM39 68V67H38ZM67 68V67H66ZM69 68V67H68ZM76 68V67H75ZM116 68H118V67H116ZM150 68H154V67H150ZM156 68V67H155ZM226 68H228V67H226ZM20 69V68H19ZM23 69V68H22ZM33 69V68H32ZM35 69H36V67H35ZM73 69V68H72ZM100 69V68H99ZM113 70L115 69V68H112ZM159 69V68H158ZM6 70V69H5ZM21 70V69H20ZM81 70V69H80ZM85 70V69H84ZM94 70V69H93ZM117 70V69H116ZM115 70V71H116ZM157 70V69H156ZM206 70V69H205ZM263 70V69H262ZM71 71V70H70ZM83 71V70H82ZM101 71V70H100ZM99 71V72H100ZM114 71V72H115ZM118 71V70H117ZM121 72H122V70H120ZM191 71V70H190ZM224 71V70H223ZM227 71V70H226ZM10 72V71H9ZM16 72V71H15ZM88 72V71H87ZM98 72V73H99ZM153 72V71H152ZM156 72V71H155ZM163 72V71H162ZM228 72V71H227ZM232 72H233V70H232ZM231 72V73H232ZM50 73V74H51ZM71 73V72H70ZM89 73V72H88ZM92 73V72H91ZM106 73V72H105ZM120 73V72H119ZM157 73V72H156ZM231 73H229V74H231ZM30 74V73H29ZM39 74V73H38ZM114 74H116V73H114ZM118 74V73H117ZM166 74V73H165ZM226 74H228V73H226ZM232 74V75H233ZM36 75V74H35ZM40 75H42V74H40ZM44 75V74H43ZM110 75V74H109ZM155 75V74H154ZM157 75V74H156ZM160 75H158V76H160ZM215 75V74H214ZM26 76V75H25ZM29 76V75H28ZM46 76V75H45ZM51 76V75H50ZM56 76V77H57ZM112 76V75H111ZM218 76V75H217ZM24 77V76H23ZM31 77V76H30ZM37 77V76H36ZM39 77H42V76H39ZM38 77V78H39ZM48 77H49V75H48ZM74 77V76H73ZM100 77V76H99ZM229 77V76H228ZM232 77V76H231ZM234 77H236V76H233V78ZM245 77H247V76H245ZM249 77V76H248ZM247 77V78H248ZM43 78V77H42ZM154 78V77H153ZM210 78V77H209ZM26 79H28V78H26ZM56 79V78H55ZM69 79V78H68ZM67 79V80H68ZM152 79V78H151ZM232 79V78H231ZM107 80V79H106ZM159 80V79H158ZM236 80V79H235ZM256 80H257V78H256ZM48 81V80H47ZM58 81V80H57ZM61 81V80H60ZM76 81V80H75ZM87 81H88V79H87ZM90 81H91V79H90ZM94 81V80H93ZM160 81V80H159ZM25 82V81H24ZM23 82V83H24ZM42 82V81H41ZM53 82V81H52ZM66 82V81H65ZM95 82V81H94ZM108 82V81H107ZM180 82V81H179ZM239 82V81H238ZM259 82V81H258ZM13 83V82H12ZM43 83V82H42ZM46 83V82H45ZM161 83V82H160ZM26 84L28 85V83L26 82ZM26 84H25V86H26ZM30 84V83H29ZM53 84V83H52ZM94 84V83H93ZM107 84V83H106ZM163 84V83H162ZM184 84V83H183ZM13 85V84H12ZM16 85V84H15ZM18 85V84H17ZM32 85H34V84H32ZM185 85V84H184ZM252 85V86H253ZM6 86V85H5ZM50 86V85H49ZM48 86V87H49ZM63 86V85H62ZM61 86V87H62ZM69 86V85H68ZM72 86V85H71ZM99 86V85H98ZM109 86V85H108ZM30 86H28L27 88H29ZM35 87H36V85H35ZM165 87H167V85L165 86ZM169 87V86H168ZM54 88V87H53ZM67 88V87H66ZM4 89V88H3ZM10 89H12V88H10ZM31 89V88H30ZM49 89V88H48ZM55 89V88H54ZM99 89V88H98ZM235 89V88H234ZM233 89V90H234ZM52 90V89H51ZM104 90V89H103ZM106 90V89H105ZM5 91V90H4ZM9 91V90H8ZM57 91V90H56ZM68 91H69V89H68ZM111 91V90H110ZM20 92H22V91H20ZM40 92V91H39ZM43 91H41V93H42ZM45 92V91H44ZM49 92V91H48ZM9 93V92H8ZM52 93V92H51ZM98 93V92H97ZM181 93V95H179ZM224 93V92H223ZM231 93V92H230ZM2 94V93H1ZM4 94V93H3ZM6 94V93H5ZM47 94V93H46ZM69 94V93H68ZM71 94V93H70ZM116 94V95H117ZM172 94H175V95H177V96H173ZM17 95V94H16ZM15 95V96H16ZM37 95H39V93L37 94ZM57 95V94H56ZM187 95V96H186ZM193 95V94H192ZM43 96V95H42ZM44 96H46V95H44ZM43 96V97H44ZM50 96V95H49ZM66 96V95H65ZM68 96V95H67ZM197 96H198V94H197ZM248 96H249V94H248ZM14 97V96H13ZM39 97V96H38ZM46 97H48V96H46ZM45 97V98H46ZM59 97V96H58ZM61 97V96H60ZM200 97V96H199ZM232 97V96H231ZM251 97V96H250ZM2 98V97H1ZM42 98V97H41ZM50 98V97H49ZM48 98V99H49ZM64 98V97H63ZM100 98V97H99ZM252 98H255V97H252ZM52 99V98H51ZM56 99V98H55ZM92 99H94V98H92ZM190 99V100H189ZM235 99V98H234ZM256 99V98H255ZM47 100V99H46ZM54 100V99H53ZM60 100V99H59ZM73 100V99H72ZM1 101V100H0ZM5 101V100H4ZM120 101V100H119ZM123 101V100H122ZM163 101H162V104H163ZM192 103H191V102ZM207 101V100H206ZM61 102V101H60ZM19 103V102H18ZM17 103V104H18ZM53 103V102H52ZM116 103V102H115ZM120 103V102H119ZM131 103V104H132ZM164 103V104H165ZM239 103V102H238ZM1 104V103H0ZM6 104V103H5ZM11 104H13V103H11ZM17 104H15V105H17ZM60 104V103H59ZM96 104V103H95ZM109 104V103H108ZM51 105V104H50ZM73 105V104H72ZM94 105V104H93ZM97 105V104H96ZM95 105V106H96ZM124 105V104H123ZM133 105V106H134ZM229 105H231V104H229ZM59 106V105H58ZM62 106V105H61ZM87 106V105H86ZM92 106V105H91ZM94 106V107H95ZM119 106H121V105H119ZM134 106V107H135ZM164 106H166V105H164ZM170 106H166V107H170ZM259 106V105H258ZM16 107V106H15ZM115 107V106H114ZM2 108V107H1ZM31 108V107H30ZM61 108V107H60ZM76 108V107H75ZM74 108V109H75ZM77 108H78V106H77ZM76 108V109H77ZM98 108H99V106H98ZM98 108L96 109V113H97V111H98ZM8 109V108H7ZM67 109V108H66ZM74 109H71V110H74ZM79 109V108H78ZM95 109V108H94ZM105 109V108H104ZM111 109V108H110ZM170 108H168V110H169ZM228 109V108H227ZM101 109H99V111H100ZM115 110H116V108H115ZM125 110V109H124ZM123 110V111H124ZM22 111V110H21ZM25 111V110H24ZM77 111V110H76ZM111 111V110H110ZM134 111H136V110H134ZM252 111V110H251ZM66 112V111H65ZM83 112V111H82ZM81 112V113H82ZM86 112H88V111H86ZM91 112H92V110H91ZM114 112V111H113ZM151 112V113H152ZM171 112V111H170ZM255 112V111H254ZM16 113V112H15ZM79 113V112H78ZM92 113H94V112H92ZM105 114V112H102V115H104ZM126 113H127V111H126ZM137 113V112H136ZM139 113H141V111L139 112ZM158 113V112H157ZM24 114V117H25V113H23ZM98 115H99V113H97ZM10 115V114H9ZM14 115V114H13ZM17 115V114H16ZM79 115V114H78ZM84 115V114H83ZM105 115H107V111H106V114ZM104 115V116H105ZM118 115V114H117ZM116 115V116H117ZM130 115V114H129ZM136 115V114H135ZM141 115V114H140ZM143 115V114H142ZM141 115V116H142ZM146 115H147V113H146ZM150 115V114H149ZM157 115V114H156ZM96 116V115H95ZM101 116V115H100ZM98 117L97 119H95V121H93L94 122V127H93V129H92V132L91 133H89L90 134V137L87 139V142H88V144L89 143H91V142H93L95 139H97V138H104V137H106V136H108V134H110L111 132V130L113 129L112 127H113V125H111L110 123V121H108L104 116H102V117ZM110 116H112V114L111 115H109V118H110ZM126 116V115H125ZM138 116V115H137ZM162 116H163V114H162ZM17 117V116H16ZM88 117V116H87ZM91 117V116H90ZM108 117V116H107ZM112 117H114V116H112ZM129 117V116H128ZM169 117V116H168ZM6 118V117H5ZM70 118L71 119H73V118H75V117H72V116H70ZM69 118V119H70ZM132 118V117H131ZM130 118V119H131ZM141 118V117H140ZM139 118V119H140ZM174 118H176V117H174ZM14 119V118H13ZM70 119V120H71ZM115 119V118H114ZM114 119H111V120H113V121H117V118L114 120ZM124 119V118H123ZM153 119H154V117H153ZM166 119V118H165ZM177 119V120H178ZM229 119V120H228ZM5 120V119H4ZM147 120V119H146ZM145 120V121H146ZM150 120V119H149ZM163 120V119H162ZM8 121V120H7ZM80 121H82L81 120V118H80ZM115 121V122H116ZM121 121V120H120ZM119 121V118H118V122L117 123H119L120 122ZM142 121H144V120H142ZM171 121V120H170ZM131 122V121H130ZM137 122V121H136ZM62 123V122H61ZM117 123H115V124H117ZM149 123H151V122H149ZM172 123V122H171ZM175 123V122H174ZM179 123V122H178ZM80 124V123H79ZM84 124V123H83ZM120 124V123H119ZM119 124H117V125H119ZM126 124H127V122H126ZM132 124V123H131ZM137 124V123H136ZM183 124H184V122H183ZM12 125V124H11ZM23 125V124H22ZM93 125V124H92ZM129 125V124H128ZM127 125V126H128ZM147 125V124H146ZM145 125V126H146ZM149 125V124H148ZM181 125V124H180ZM186 125V124H185ZM237 125V124H236ZM70 126V125H69ZM116 126V125H115ZM132 126V125H131ZM152 126V125H151ZM154 126V125H153ZM156 126V125H155ZM154 126V127H155ZM7 127H9V126H7ZM124 127V126H123ZM129 127V126H128ZM150 127V126H149ZM153 127V128H154ZM157 127H159V126H157ZM185 127V126H184ZM188 127V126H187ZM6 128V127H5ZM77 128H79V127H77ZM112 128V129H111ZM134 128V127H133ZM133 128H131V129H133ZM180 128V127H179ZM186 128V127H185ZM11 129V128H10ZM109 129H111L110 131H109ZM115 129V128H114ZM125 129V128H124ZM128 129V128H127ZM158 129V128H157ZM177 129H178V127H177ZM182 129V128H181ZM187 129V128H186ZM190 129H191V127H190ZM142 130V129H141ZM140 130V131H141ZM180 130V129H179ZM189 130V129H188ZM90 131H91V128H90ZM112 131H115V130H112ZM144 131H145V129H144ZM211 131V130H210ZM75 132V131H74ZM86 132H87V130H86ZM89 132V131H88ZM143 132V131H142ZM182 132V131H181ZM75 134V133H74ZM80 134H81V132H80ZM115 134V133H114ZM192 134V133H191ZM63 135V134H62ZM72 135V134H71ZM113 135V134H112ZM139 135V134H138ZM142 135H144V134H142ZM213 135V134H212ZM64 136V135H63ZM195 136V135H194ZM199 136V135H198ZM128 137V136H127ZM137 137V136H136ZM143 137V136H142ZM179 137V136H178ZM187 137V136H186ZM190 137V136H189ZM11 138V137H10ZM69 138V137H68ZM138 138V137H137ZM148 138V137H147ZM166 138V137H165ZM180 138V137H179ZM183 138V137H182ZM219 138V137H218ZM225 138V139H226ZM64 139V138H63ZM66 139V138H65ZM64 139V140H65ZM77 139V138H76ZM82 139V138H81ZM110 139V138H109ZM124 139V138H123ZM122 139V140H123ZM129 139V138H128ZM127 139V140H128ZM136 139V138H135ZM169 139H170V137H169ZM202 139V138H201ZM62 140V139H61ZM121 140V139H120ZM119 140V141H120ZM125 141H120V142H116L115 144L114 143H112V144H109L108 146H106L105 147V149H104V152L101 154V158L98 160V162L96 163V165L99 167V170L100 169H102L101 171L103 172L102 173V176L104 175L105 177H104V179H102V178H99V180L97 181H93V180H91V179H89V180H91L90 182L88 181V185H87V187H89V189L91 188V189H102V186H104L105 187V189H106V187H112V183H113V181H114V179H107L108 177L107 176H110L111 174H118V173H120V172H118V170H122V171H125V174H123L124 172H122V174L125 176V185L126 186H128V187H126L127 188V190L128 189H130V191H133V193H131L130 191V193L128 192V194H130V196H128L126 199H123V201L121 202V207H120V209H118L119 210V214H118V216L120 217L119 218V222H121V220H129V223H130V221H131V223H136L138 226H139V228H140V230H139V232L137 233L138 235L137 236H135V238L137 237V239L134 241V243L132 244L131 243V246L127 249L126 248V250H122V251H120V252H117V254L118 255H120V256H118V257H116V256H114V257H110L111 258V260L110 259H96L95 257V259L94 258H91V257H89V256H87V255H85V253L84 252H81V251H78V252H73V253H71V254H66V253H62V252H56L57 251V249H51V247L49 246V245H46V246H48V247H45V246H42L40 249H36V250H34L33 249V251H31V253H29L30 252V248H31V245H30V241H26V240H24L23 239V237L21 238H16V237H10L11 239L9 240V242L7 241V242H5L4 240H2V238L0 237V264H20L19 262H21V261H24V263L23 264H196V261H197V258H198V247H197V245H199V244H197V239L195 238V236L194 235H192L193 233H192V231H191V229H190V227H189V222L187 221V220H185V219H187V214L188 213H186V211L187 210H192L191 208L193 207H191L190 206V208L189 209H187V207H185L186 208V211L183 209V207H181V206H183V205H181L180 206V203L182 204L183 203V201H184V204H185V200H183L182 202H180L179 200H177L176 201V207H174L175 209H173V211L174 212H172V213H174L173 215H171L170 214V216H169V214H168V216H166L168 219H166V221L164 220L165 218H161L160 219V217H159V219L158 220H154V218L155 217H153V212H154V209L152 208V206L154 205V202H155V200H151V198L153 197H148L147 196V193H146V191L147 190H151V191H154V192H158V191H160V190H163V189H165V187H166V185H167V183H172L173 182V180H174V176H173V174L171 173V171L170 170H166V169H163V168H158V166H161V165H157L156 166V163H155V159H154V161L152 160V159H150V158H152L151 156L150 157H146L147 155L146 154H144V155H146V156H144L143 155V153H137L136 155H135V157L133 158V160H130V162H129V164H127L126 162H125V164H127V166H123V164H122V162H120L119 161V159H117L118 158V156L120 157V155L121 154H119V152L121 151V150H124L126 147H128V146H130L131 144V142L129 143V142H127L126 141V139H124ZM130 140V139H129ZM128 140V141H129ZM140 139L138 138V141H139ZM173 140V139H172ZM176 140V139H175ZM10 141V140H9ZM113 141V140H112ZM141 141V140H140ZM224 141V140H223ZM145 142V141H144ZM161 142V141H160ZM163 142V141H162ZM86 143V142H85ZM135 143V142H134ZM156 143V142H155ZM175 143V142H174ZM192 143V142H191ZM194 143V142H193ZM207 143V142H206ZM7 144V143H6ZM84 144V143H83ZM87 144V143H86ZM97 144H98V142H97ZM96 144V145H97ZM136 144V143H135ZM208 144V143H207ZM251 144V145H250ZM85 145V144H84ZM107 145V144H106ZM133 145V144H132ZM138 145V144H137ZM136 145V146H137ZM143 145V144H142ZM168 145V144H167ZM173 145V144H172ZM83 146V145H82ZM81 146V147H82ZM124 146H126V147H124ZM175 146V145H174ZM84 147V146H83ZM82 147V148H83ZM87 147V146H86ZM122 147H124V148H122ZM138 147V146H137ZM143 147V146H142ZM145 147V146H144ZM173 147V146H172ZM181 147V146H180ZM183 147V146H182ZM191 147V146H190ZM196 147V146H195ZM140 148V147H139ZM150 148V147H149ZM242 148H244V147H242ZM248 148V147H247ZM77 149V148H76ZM76 149H75V151H76ZM87 149H89L88 147H87ZM93 149V148H92ZM94 149H96V148H94ZM128 149V148H127ZM170 149V148H169ZM177 149V148H176ZM183 149V148H182ZM5 150V149H4ZM57 150V149H56ZM77 150H79L80 151V148L79 149H77ZM132 150V149H131ZM144 150V149H143ZM152 150V149H151ZM166 150V149H165ZM1 151H3L2 149H1ZM75 151H73V152H75ZM89 151V150H88ZM127 150H125V151H121V152H126ZM145 151V150H144ZM176 151V150H175ZM236 151V150H235ZM84 152V151H83ZM101 152V151H100ZM147 152V151H146ZM30 153V152H29ZM71 153V152H70ZM85 153V152H84ZM97 153V152H96ZM157 153V152H156ZM169 153V152H168ZM31 154V153H30ZM124 154V153H123ZM164 154V153H163ZM171 154V153H170ZM201 154V153H200ZM220 154V155H221ZM43 155V154H42ZM66 155H68V154H66ZM91 155V154H90ZM96 155V154H95ZM157 155V154H156ZM177 155V154H176ZM28 156H29V154H28ZM82 155L80 154V156H79V153H72V154H70V158L68 159L69 161L65 164V165H62V163H64V162H61V163H59V165H61V167H58L57 168V170L58 171H61V176H58L56 179H54V180H49L48 182H44V180H46V178H39V176H37V177H35V176H31L32 175V170H33V168L37 165V164H39V161H41L40 159H42L41 157V155H40V153H38L37 151L34 153V154H31L29 157H27L26 156V158H24V159H22V160H20V163L18 164L19 165V168H18V170H17V173L19 172L20 174L21 173H24V172H26V174L27 173H29V174H31V175H28V176H25V177H21V178H17L18 180H17V183H18V187H19V191L18 190H16L15 191V187H14V189H13V187L11 188L9 185H3V186H1L0 187V232L2 231V230H4V228L6 227V226H8V223H10L9 221H12V220H10L11 219V217L12 216H14V215H16V214H18L19 212L21 213V211H25V208L28 210V208H29V206L31 207V206H33L35 203H37V204H39V203H44V202H46V201H50L51 202V200H56L57 199V197H59L58 196V192H61L62 190H63V192H66L67 194H69V192L75 187V185H77L76 184V176H75V174H76V172L75 171H79V170H77V168L78 169H80L79 167H80V163L81 162H83V156L81 157ZM153 156V155H152ZM127 157V156H126ZM159 157V156H158ZM171 157V156H170ZM174 157V156H173ZM225 157V156H224ZM2 158V157H1ZM93 158V157H92ZM160 158V157H159ZM168 158V157H167ZM179 158V157H178ZM175 159V158H174ZM228 159H229V156H228ZM62 161V160H61ZM85 161V160H84ZM97 161V160H96ZM162 161V160H161ZM188 161V160H187ZM192 161V160H191ZM2 162V161H1ZM60 162V161H59ZM160 162V161H159ZM93 163V162H92ZM168 163V162H167ZM179 163V162H178ZM120 164H122V166L120 165ZM162 164V163H161ZM165 164V163H164ZM182 164V163H181ZM82 165V164H81ZM193 165V164H192ZM58 166V165H57ZM56 166V167H57ZM208 166V165H207ZM216 167L217 165L216 164H214V163H212V164H209V166H208V169L211 171V172H213V175H214V171H212L211 170V168L210 167ZM121 167V168H120ZM168 167V166H167ZM166 167V168H167ZM173 167V166H172ZM178 167V166H177ZM43 168V167H42ZM174 168V167H173ZM217 168L219 169V170H222L223 171V169H222V167L221 166H217ZM90 169V168H89ZM97 169V168H96ZM175 170V169H174ZM180 170V169H179ZM1 171V170H0ZM37 171V170H36ZM94 171V170H93ZM196 171V170H195ZM198 171V170H197ZM210 171H208V172H210ZM55 172V171H54ZM152 172H153V174H155L156 176H157V178H159L160 179V181H162V182H156V180L155 181H153V175H152ZM205 172H206V170H205ZM204 172V173H205ZM34 173V172H33ZM79 173V172H78ZM157 173V174H156ZM207 173V172H206ZM205 173V174H206ZM41 175V173L38 171L37 173H36V175ZM80 174V173H79ZM78 174V175H79ZM121 174V173H120ZM119 174V175H120ZM121 174V176H123ZM183 174H184V172H183ZM193 174V173H192ZM35 175V174H34ZM51 175V174H50ZM67 175V176H66ZM118 175V176H119ZM155 175H154V177H155ZM174 175H175V173H174ZM74 176V177H73ZM159 176V177H158ZM188 176V175H187ZM17 177V176H16ZM147 177V178H146ZM178 177V176H177ZM183 177V176H182ZM190 177V176H189ZM111 178V177H110ZM121 178V177H120ZM119 178V181L122 179H120ZM156 178V179H157ZM188 178V177H187ZM202 178V180L204 181V179H203V177H201ZM211 178H213L212 176L210 177V180H212ZM83 180V178H79V180ZM84 179H85V177H84ZM116 179H118V177L116 178ZM190 179L192 180V177H190ZM195 179V178H194ZM190 180L191 182H192V184H191V182H190V186L192 185L193 187H195L196 189H198V190H195L194 192L196 193L195 195L194 194H192V195H194V196H198L199 195V193L198 192H200V193H202L203 194V190H200L201 188H199L198 187V183H196L197 181H195V180H197V179H195V180ZM214 179H215V175H214ZM88 179L86 178V180H85V182L87 181ZM95 180V179H94ZM123 180H124V178H123ZM186 180V179H185ZM188 180H189V178H188ZM117 181V180H116ZM175 181H177V180H175ZM175 181H174V183H175ZM187 181V180H186ZM200 181V180H199ZM215 181H216V179H215ZM82 182V181H81ZM84 182V183H85ZM122 182V181H121ZM15 183H16V181H15ZM16 183V184H17ZM79 183V182H78ZM123 183V182H122ZM174 183H172V184H170V185H173ZM179 183V182H178ZM115 184H117V186H118V183L117 182H115ZM114 183H113V185H115ZM120 184V183H119ZM180 184V183H179ZM207 184V183H206ZM60 185H62V186H66V187H68L67 189L65 188V189H63V187H61ZM82 185V184H81ZM124 185V184H123ZM124 185V186H125ZM174 185H176V184H174ZM189 185V184H188ZM200 185H201V183H200ZM221 185H222V182H217L216 181V188H220L221 187ZM15 186V185H14ZM17 186V185H16ZM168 186V185H167ZM192 186H191V191H192ZM77 187V186H76ZM80 187V186H79ZM83 187H84V185H83ZM103 187V188H104ZM114 187V186H113ZM123 187V186H122ZM179 187V186H178ZM201 187V186H200ZM11 188V189H10ZM114 188H116V187H114ZM113 188V189H114ZM125 188V187H124ZM189 188V187H188ZM87 189V188H86ZM109 189V188H108ZM194 189V188H193ZM74 190V189H73ZM72 190V191H73ZM112 190V189H111ZM110 189H109V192L111 191ZM118 190V187L115 189V190H112V191H117ZM126 190V189H125ZM124 190V191H125ZM170 190V189H169ZM179 190V189H178ZM181 190V189H180ZM185 190V189H184ZM200 190V191H199ZM205 190V189H204ZM93 191V190H92ZM92 191H90L91 193H92ZM145 191V192H144ZM151 191H149V192H151ZM76 192V191H75ZM96 192H97V190H96ZM107 192V191H106ZM114 192H112V193H114ZM119 194H120V192H119V190L117 191ZM127 192V191H126ZM144 192V193H143ZM72 193V192H71ZM70 193V194H71ZM84 193V192H83ZM102 192H100V193H97V194H101ZM104 193V192H103ZM108 193V192H107ZM107 193H105V195L107 194ZM111 193V194H112ZM161 193H162V191H161ZM198 193V194H197ZM215 193V192H214ZM75 194V193H74ZM90 194V193H89ZM93 194V193H92ZM95 194V193H94ZM109 194V193H108ZM117 194V193H116ZM122 194V193H121ZM127 194V195H128ZM202 194H201V197H202ZM217 194V193H216ZM62 196L64 195V194H61ZM60 195V196H61ZM81 195V194H80ZM79 195V196H80ZM83 195H86V194H83ZM87 195H88V193H87ZM91 195V194H90ZM102 195V194H101ZM112 195H115V193L114 194H112ZM148 195H149V193H148ZM152 195V194H151ZM150 195V196H151ZM167 195V194H166ZM180 195V194H179ZM191 195V196H192ZM219 195V194H218ZM69 196H71V195H69ZM89 196V195H88ZM92 196V195H91ZM95 196V195H94ZM97 196V195H96ZM103 196H104V194H103ZM116 196V195H115ZM114 196V197H115ZM118 197H119V195H117ZM123 197L124 196H126L124 193H123V195H122ZM162 196V195H161ZM165 196V195H164ZM193 196V197H194ZM203 196H207V195H203ZM106 197H109V196H106ZM120 197H121V195H120ZM119 197V198H120ZM123 197H121V198H123ZM155 197V196H154ZM220 197H221V192H220ZM62 198V197H61ZM72 199L74 198V197H71ZM70 198V199H71ZM95 198V197H94ZM102 198V197H101ZM113 198V197H112ZM125 198V197H124ZM162 198V197H161ZM167 198V197H166ZM180 198V197H179ZM183 198V197H182ZM187 198V197H186ZM190 198V197H189ZM59 199H60V197H59ZM64 199V198H63ZM66 199H67V197H66ZM65 199V200H66ZM71 199V200H72ZM76 199V198H75ZM111 199V198H110ZM153 199V198H152ZM155 199V198H154ZM184 199V198H183ZM193 199H195V198H193ZM197 199H198V197H197ZM221 199V198H220ZM223 199V198H222ZM58 200V199H57ZM56 200V202H58ZM61 200V199H60ZM69 200V199H68ZM67 200V201H68ZM71 200H69V201H71ZM97 200V199H96ZM102 200H104V198H102ZM101 200V201H102ZM108 200V199H107ZM120 199H118V201H119ZM122 200V199H121ZM120 200V201H121ZM157 200V199H156ZM181 200V199H180ZM202 200V199H201ZM204 200V199H203ZM62 201V200H61ZM60 201V202H61ZM100 201V202H101ZM154 201V202H153ZM159 201V200H158ZM162 201H165V200H162ZM173 201V200H172ZM194 202H196L195 200H193ZM54 202V201H53ZM63 202V201H62ZM104 202V201H103ZM103 202H102V204H103ZM108 202V201H107ZM106 202V203H107ZM171 202V201H170ZM169 202V203H170ZM174 202V201H173ZM188 202V201H187ZM193 202V204H195ZM198 202V203H197ZM196 203L198 204V205H200L201 203L199 202V201H197ZM221 202H223V201H221ZM220 202V203H221ZM59 203V202H58ZM64 203V202H63ZM73 203H75V202H73ZM105 203V202H104ZM118 203V202H117ZM162 202H160V204H161ZM189 203V202H188ZM187 203V204H188ZM191 203V202H190ZM48 204H50V203H48ZM68 204V203H67ZM97 204V203H96ZM101 204V203H100ZM113 204V203H112ZM157 204V203H156ZM222 204V206L223 207H221L220 209V220H219V222H220V225L222 224V225H224V229L226 230V231H230V230H232V228L230 227V225H228V221H225V219H226V217L225 216H227L228 215V213H227V210H225V209H227L226 208V206H224V204L223 203H221ZM36 205V204H35ZM40 205V204H39ZM43 206H44V204H42ZM66 205V204H65ZM104 205V204H103ZM114 205H115V203H114ZM158 205V204H157ZM157 205H155V207L154 208H157L156 206ZM189 205V204H188ZM191 205H192V203H191ZM37 206V205H36ZM36 206H33V207H36ZM46 206V205H45ZM100 206V205H99ZM119 206V205H118ZM160 206V205H159ZM185 206V205H184ZM187 206V205H186ZM195 206H197V205H195ZM194 206V207H195ZM202 206H203V204H202ZM202 206H200V207H202ZM69 207H70V205H69ZM73 207V206H72ZM97 208H98V206H96ZM95 207V208H96ZM101 207V206H100ZM99 207V208H100ZM103 207H105V206H103ZM161 207V206H160ZM164 207V206H163ZM197 207H199V206H197ZM199 207V208H200ZM94 208V209H95ZM167 208V207H166ZM168 208H170V207H168ZM32 209V208H31ZM161 209V208H160ZM165 209V208H164ZM172 209V208H171ZM201 209V208H200ZM155 210H158L159 211V207H158V209H155ZM168 210V209H167ZM166 210V211H167ZM225 210V211H224ZM23 211V212H24ZM80 211V210H79ZM110 211V210H109ZM117 211V210H116ZM171 211V210H170ZM226 212V213H224V212ZM84 212V211H83ZM188 212V211H187ZM192 212V211H191ZM70 213V212H69ZM69 213H65V212H62V213H58V214H55V215H52L51 216V218H50V221L52 222V221H54V222H56L57 224L58 223H60V224H67V223H69L70 224V222H73L74 220H73V214H72V216L69 214ZM75 213V212H74ZM87 213V212H86ZM100 213V212H99ZM107 213V212H106ZM112 213V212H111ZM114 213H116L115 211H114ZM113 213V214H114ZM118 213V212H117ZM158 213V212H157ZM161 213H162V211H161ZM166 213V212H165ZM190 213V212H189ZM80 214V213H79ZM83 214H85V213H83ZM96 214V213H95ZM104 214V213H103ZM155 215H156V213H154ZM76 215H77V213H76ZM87 215H88V213H87ZM158 215V214H157ZM161 215V214H160ZM159 215V216H160ZM167 215V214H166ZM188 215H190V214H188ZM215 215V214H214ZM75 216V215H74ZM86 216V215H85ZM84 216V217H85ZM113 216V215H112ZM117 216V215H116ZM164 216V215H163ZM89 216H87V217H85V219L86 218H88ZM95 217V216H94ZM115 217V216H114ZM158 217V216H157ZM156 217V218H157ZM202 217V216H201ZM76 218V217H75ZM78 218V217H77ZM98 218H99V216H98ZM103 218V217H102ZM217 218H219V216L217 217ZM83 219V218H82ZM82 219H81V221H82ZM100 219V218H99ZM110 219V218H109ZM116 219V218H115ZM92 220V219H91ZM107 220V219H106ZM172 220H175V221H177L178 223H177V226H178V230L179 231H177L176 229V231L174 230V232H173V230H172V228L170 229L169 228V226L171 225V223H169L170 221L171 222H173ZM218 220V219H217ZM227 220H228V216H227ZM75 221H76V219H75ZM77 221H79L78 219H77ZM86 221V220H85ZM84 221V222H85ZM96 221V220H95ZM83 222V221H82ZM88 222V221H87ZM86 222V223H87ZM94 222V221H93ZM127 222V221H126ZM224 222V223H223ZM76 223V222H75ZM122 223V222H121ZM131 223H130V226H131ZM174 223V222H173ZM12 224V223H11ZM59 224V225H60ZM102 224V223H101ZM10 225V224H9ZM47 225V224H46ZM58 225V226H59ZM123 225V224H122ZM126 225V224H125ZM67 226H68V224H67ZM93 226V225H92ZM113 226V225H112ZM9 227V226H8ZM57 227V226H56ZM70 227V226H69ZM135 227V226H134ZM133 227V228H134ZM7 228V227H6ZM11 228V227H10ZM9 228V229H10ZM45 228V227H44ZM126 228V227H125ZM176 228V227H175ZM49 229H51V228H49ZM57 229V228H56ZM48 230V229H47ZM73 230V229H72ZM136 230H137V228H136ZM9 231V230H8ZM12 231V230H11ZM16 231V230H15ZM173 232V234H171L170 232ZM3 232V231H2ZM47 232V231H46ZM136 232V231H135ZM129 233V232H128ZM131 233V232H130ZM10 234H12V233H10ZM173 236V238H172V236ZM13 236H16V235H13ZM3 237V236H2ZM9 237V236H8ZM18 237V236H17ZM121 237V236H120ZM34 241V240H33ZM133 241V240H132ZM37 242V241H36ZM123 243V242H122ZM59 244V243H58ZM225 245V244H224ZM35 246V245H34ZM39 246V245H38ZM52 246V245H51ZM50 247V248H49ZM61 247V246H60ZM77 247V246H76ZM85 247V246H84ZM121 247V246H120ZM119 248V247H118ZM124 248V247H123ZM228 249V248H227ZM60 250V249H59ZM63 250V249H62ZM229 250V249H228ZM84 251V250H83ZM89 252V251H88ZM12 254H16V258L17 259H15L13 256H12ZM93 257V256H92ZM129 258H132L133 260H129V261H127L126 259H129ZM223 258V257H222ZM225 259V258H224ZM202 260V259H201Z\"/></svg>",
    "mask_w": 264,
    "mask_h": 264
},
{
    "label": "built area",
    "instance_id": "obj_3",
    "mask_svg": "<svg viewBox=\"0 0 264 264\" xmlns=\"http://www.w3.org/2000/svg\"><path fill=\"white\" fill-rule=\"evenodd\" d=\"M226 176L228 222L233 231L253 224L264 196V132L251 147L233 152L220 165Z\"/></svg>",
    "mask_w": 264,
    "mask_h": 264
},
{
    "label": "water",
    "instance_id": "obj_4",
    "mask_svg": "<svg viewBox=\"0 0 264 264\" xmlns=\"http://www.w3.org/2000/svg\"><path fill=\"white\" fill-rule=\"evenodd\" d=\"M212 171H214L215 179L217 182H223L226 178L224 172L219 170L217 167H210Z\"/></svg>",
    "mask_w": 264,
    "mask_h": 264
}]
</instances>
